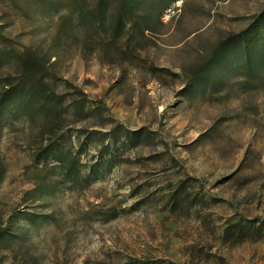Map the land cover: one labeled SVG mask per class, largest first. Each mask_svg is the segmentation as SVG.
<instances>
[{
    "label": "rangeland",
    "instance_id": "1",
    "mask_svg": "<svg viewBox=\"0 0 264 264\" xmlns=\"http://www.w3.org/2000/svg\"><path fill=\"white\" fill-rule=\"evenodd\" d=\"M38 1L0 0L11 44L48 36L55 19ZM166 9L133 66L61 56L55 72L72 85L58 91L85 94L83 117L68 108L51 131L0 117V264H264V89L232 85L236 60L215 64L220 90L189 89L182 73L264 0ZM52 140L85 145L78 175L37 160Z\"/></svg>",
    "mask_w": 264,
    "mask_h": 264
},
{
    "label": "trees",
    "instance_id": "2",
    "mask_svg": "<svg viewBox=\"0 0 264 264\" xmlns=\"http://www.w3.org/2000/svg\"><path fill=\"white\" fill-rule=\"evenodd\" d=\"M172 1L39 0L51 11L55 24L48 36L37 43L17 40L11 44L0 26V117L4 113L21 117L30 127L47 130L68 123L65 120L60 124L68 108L71 117H83L85 94L78 88L77 93L58 91V81L72 85L55 72L61 56L76 52L85 60L94 56L104 64L133 66V61L140 59L137 50L142 48L147 34L160 33L162 13ZM207 54L200 67L183 68L189 89L197 83L205 88L208 83L212 90H220L223 79L214 73V66L218 62L227 66L231 60L238 62L236 71L240 75L233 86L242 91L264 89V9L252 17L246 28L228 34ZM84 147L81 143L73 152L57 141L40 143L37 160L53 159L66 177L73 178L79 173V155ZM97 165L90 166L92 172L96 173ZM88 181L89 176L83 179L84 184Z\"/></svg>",
    "mask_w": 264,
    "mask_h": 264
},
{
    "label": "built area",
    "instance_id": "3",
    "mask_svg": "<svg viewBox=\"0 0 264 264\" xmlns=\"http://www.w3.org/2000/svg\"><path fill=\"white\" fill-rule=\"evenodd\" d=\"M171 11V9H166V11L164 12V14H163V16H162V19L164 18V15H166L168 12H170Z\"/></svg>",
    "mask_w": 264,
    "mask_h": 264
}]
</instances>
